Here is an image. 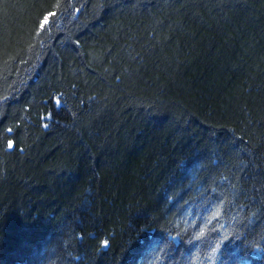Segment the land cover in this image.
Segmentation results:
<instances>
[{
  "label": "trees",
  "instance_id": "obj_1",
  "mask_svg": "<svg viewBox=\"0 0 264 264\" xmlns=\"http://www.w3.org/2000/svg\"><path fill=\"white\" fill-rule=\"evenodd\" d=\"M0 264H264V0H0Z\"/></svg>",
  "mask_w": 264,
  "mask_h": 264
},
{
  "label": "snow or ice",
  "instance_id": "obj_2",
  "mask_svg": "<svg viewBox=\"0 0 264 264\" xmlns=\"http://www.w3.org/2000/svg\"><path fill=\"white\" fill-rule=\"evenodd\" d=\"M50 15H51V13H50ZM46 23H48V16H45V17H44V20H43V23L41 24V27H43V25L46 24ZM57 103H59V101H57ZM8 147H9V148H12V147H13V144H12L11 141L8 142ZM105 243H106V242H105Z\"/></svg>",
  "mask_w": 264,
  "mask_h": 264
}]
</instances>
